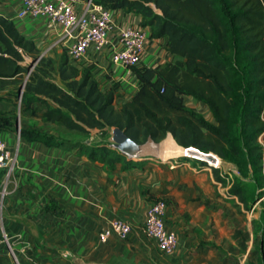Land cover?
<instances>
[{"label": "crops", "instance_id": "obj_1", "mask_svg": "<svg viewBox=\"0 0 264 264\" xmlns=\"http://www.w3.org/2000/svg\"><path fill=\"white\" fill-rule=\"evenodd\" d=\"M71 4L76 12L84 11L82 0H71ZM20 5V0H0V15L11 19L34 42L38 58L54 60L48 77L66 89L67 82L79 80L83 71H89L100 88H113L115 107L129 100L138 85L134 71L127 74L112 61L113 52L121 48L118 34L122 28L147 32L136 67L158 68L176 59L168 51L165 37L150 36L149 28L141 25V16L122 8L110 9L109 44L102 50L89 47L81 57L72 59L67 54L71 39L63 26L45 15L18 17ZM62 59L67 60L65 65ZM71 68L76 75L63 79L60 70L65 69L66 74ZM20 89L21 84L9 83L0 91V138L12 154L10 165L0 170V183L5 179L8 188L0 211V264H133L134 252L143 257L150 251L159 264L255 262L257 239L251 221L256 203L245 209L229 194L231 182L239 177L233 163L224 161L223 168L216 170L225 183L217 179L215 168H207L201 161L191 163L183 156L162 161L148 155L140 167L123 168L118 163L107 171L103 163L89 158L87 149L100 141L112 144L111 127L105 128L103 136L98 128L81 133L45 121L43 105L35 103L39 106L35 113L22 109L18 95L12 94ZM191 99L186 98L187 105L198 112L200 105L206 109L205 119L213 121L208 108L195 99L196 105L189 103ZM166 137L173 141L171 149L183 150L171 134ZM172 160L175 164L169 165ZM161 197L169 201L165 226L177 232V244L169 254L161 253L142 231L150 202ZM114 217L130 222L133 232L126 240L111 233L107 241L100 242L98 232L108 228Z\"/></svg>", "mask_w": 264, "mask_h": 264}, {"label": "trees", "instance_id": "obj_2", "mask_svg": "<svg viewBox=\"0 0 264 264\" xmlns=\"http://www.w3.org/2000/svg\"><path fill=\"white\" fill-rule=\"evenodd\" d=\"M95 1L139 14L149 35L165 37L176 59L158 68L132 67L137 89L115 107L113 88H100L89 71L67 82L66 89L54 83L48 77L54 60L38 58L34 42L0 15V91L9 83L21 84L12 94H21L23 110L35 113L39 107L35 103L41 104L43 120L69 130L88 133L98 128L104 136L106 127H118L138 144L171 134L182 147L212 152L237 167L239 177H234L228 192L249 209L264 194V0ZM60 62L65 65L67 60ZM65 72H59L63 79L76 75L73 68ZM187 97L207 107L213 121L187 105ZM87 151L107 171L118 163L123 168L140 167L147 159L128 158L108 141ZM216 170L217 179L225 183ZM245 178L256 184L258 193L249 195ZM203 203L209 204L205 199ZM263 239L255 247L260 264Z\"/></svg>", "mask_w": 264, "mask_h": 264}, {"label": "built area", "instance_id": "obj_3", "mask_svg": "<svg viewBox=\"0 0 264 264\" xmlns=\"http://www.w3.org/2000/svg\"><path fill=\"white\" fill-rule=\"evenodd\" d=\"M21 5L17 11L18 17L48 16L52 22L59 23L64 28L65 36L70 38L67 54L72 59L81 57L89 47L102 50L109 44L108 31L111 26L110 8L95 0H82L84 11L78 13L72 7L71 0H20ZM147 37L146 30L142 28L125 27L119 31L118 40L121 48L114 51L112 61L122 65L126 73L132 72L141 59L144 41ZM28 70L27 74L29 73ZM21 94L18 95L20 103ZM189 148V147H188ZM204 162L196 157H189ZM12 161V154L3 139L0 138V170L7 168ZM207 168L221 169L220 163L215 164L205 161ZM7 192V181L0 183V209L2 197ZM167 204L159 198L150 202L142 225V231L146 237L153 240L157 249L163 254H169L177 244V232L165 226V214ZM133 232V226L127 220L114 217L109 227L98 232L97 238L105 242L111 233H115L120 239L126 240ZM4 237H7L4 233ZM264 258V239L262 246Z\"/></svg>", "mask_w": 264, "mask_h": 264}, {"label": "rangeland", "instance_id": "obj_4", "mask_svg": "<svg viewBox=\"0 0 264 264\" xmlns=\"http://www.w3.org/2000/svg\"><path fill=\"white\" fill-rule=\"evenodd\" d=\"M33 63H34V61L31 63V65H33ZM191 100H193V99H191ZM189 103L194 104L195 101L194 100L189 101ZM194 105H196V103ZM198 108L200 109V112L204 116H206V109H204V108L202 109L200 107V105L198 106ZM154 143H156L159 147L165 146L167 148H170L173 145V141L170 140V138H168V137L162 138L159 141L154 142ZM186 159L188 161H190L191 163L199 162L198 160H195L193 158H186ZM173 160L171 162H169L168 164L169 165L175 164V161H173ZM203 163L206 164L205 161ZM223 164H224V161L221 159V163H220L221 168H223ZM2 174L3 175L5 174V170L2 171ZM243 182H244L245 187L247 188L250 196H251V194H256L259 192V190L256 187V184L253 181H250L249 178L243 179ZM7 190H8V188H7ZM0 198H1V196H0ZM4 200H5V196L2 197V207H3ZM253 203H256V207L254 208V211H253V214L256 213V216L251 221V225H252L253 230H254V235L256 236V239H257L256 244H255V247H256V246H259V244L262 240V237H264V194L262 196L256 197V199L254 200ZM2 207H1V209H2ZM1 209H0V211H1ZM260 252L261 251H259V253ZM133 256L135 258L133 264H159L158 260H157L158 259L157 255L153 251L144 252L143 257H141L138 253L134 252ZM244 264H247V262H245ZM253 264H260V263L256 259L255 262H253Z\"/></svg>", "mask_w": 264, "mask_h": 264}, {"label": "water", "instance_id": "obj_5", "mask_svg": "<svg viewBox=\"0 0 264 264\" xmlns=\"http://www.w3.org/2000/svg\"><path fill=\"white\" fill-rule=\"evenodd\" d=\"M112 132V144L111 146L125 154L128 158H139L148 155H155L159 146L154 143L151 139L147 140L145 143L138 144L134 142L130 137H128L120 128L111 127ZM185 148L183 150L187 152L189 157H196L203 161H217L219 158L216 154L212 152H204L196 147Z\"/></svg>", "mask_w": 264, "mask_h": 264}, {"label": "bare ground", "instance_id": "obj_6", "mask_svg": "<svg viewBox=\"0 0 264 264\" xmlns=\"http://www.w3.org/2000/svg\"><path fill=\"white\" fill-rule=\"evenodd\" d=\"M157 157H159L162 161H168L170 159H176L179 158L180 156H184V155H189L187 152H185L184 150H179V149H171V148H161L159 150H157L156 154ZM221 160L217 159V161H215L214 163L217 164L219 163Z\"/></svg>", "mask_w": 264, "mask_h": 264}]
</instances>
